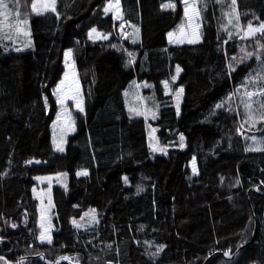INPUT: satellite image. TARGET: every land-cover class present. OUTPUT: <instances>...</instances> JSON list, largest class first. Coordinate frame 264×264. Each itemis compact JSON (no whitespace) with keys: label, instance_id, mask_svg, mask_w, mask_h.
<instances>
[{"label":"trees","instance_id":"16d2710c","mask_svg":"<svg viewBox=\"0 0 264 264\" xmlns=\"http://www.w3.org/2000/svg\"><path fill=\"white\" fill-rule=\"evenodd\" d=\"M164 1L122 0L124 26L139 27L131 37L105 12L108 0H55V11L41 14L31 9L34 0L18 7L4 0L10 28L23 25L16 24L18 10L33 41L22 48L0 32V264H53L66 254L77 264H264V122L249 130L244 107L264 103L262 95H245L264 88V79H253L264 76L257 44L264 36L240 39L235 14L226 15L229 0H198L203 40L171 45L168 32L184 7L182 0L174 8ZM236 13L243 30L249 21L261 23L264 0H237ZM91 27L109 38L90 40ZM67 48L85 111L59 152L53 89L65 72ZM177 64L183 67L180 114L164 84ZM136 81L148 85L158 107L160 144H172L166 152L153 153L145 118L128 107L126 90ZM193 157L198 173L191 176ZM32 159L43 163L29 165ZM81 168L89 174L77 176ZM65 171L68 187L52 188L55 229L48 243L39 238L34 188L38 175ZM91 205L100 224L73 227L71 219Z\"/></svg>","mask_w":264,"mask_h":264},{"label":"rangeland","instance_id":"374dc122","mask_svg":"<svg viewBox=\"0 0 264 264\" xmlns=\"http://www.w3.org/2000/svg\"><path fill=\"white\" fill-rule=\"evenodd\" d=\"M183 1V0H182ZM37 4V9H40L42 4H51L52 0H34ZM55 2V0H54ZM195 2L196 11L199 13L197 16L191 7L187 9V14L184 7V17L177 23L169 32H168V41L169 44H184L189 43L188 41H194L192 43L200 42L203 40V20L202 12L198 0H189V5H192ZM110 5H115V0H108L105 9L109 8ZM164 5H175L177 6V0H165ZM171 8V6H168ZM106 12V11H105ZM106 13H111L114 16V20L117 21L118 27L126 32V35L134 37L137 33L135 28L139 29L137 25L124 26L126 22L124 19H117V9L112 7ZM119 14L124 18V11L122 6V0L119 4ZM120 20V21H119ZM261 23H264L261 22ZM260 23L252 24L254 28H258ZM10 23L7 18H3L0 22V32L9 34L14 42L21 45L22 48L29 46L33 37L30 35V29L26 24L18 25L17 29H11ZM95 28L96 32H92V29ZM241 30V29H240ZM244 30H247L244 28ZM242 32V31H241ZM120 34V32H117ZM172 34L171 36L169 34ZM243 35V32L241 33ZM88 37L90 40H107L109 38V33L99 30L97 27H91L88 31ZM104 37H107L105 39ZM136 40V39H134ZM70 52V55H68ZM63 62L65 65V72L59 83L54 87V97L56 99V111L54 114L53 125V136H54V145L55 150L59 152H64L66 145L64 141L66 138L75 131V120L78 113H83L85 111V97L83 93V88L78 72V67L76 64L75 56L73 53V48L65 49ZM177 66L180 71L177 73ZM183 71V67L179 64L176 65L175 71L172 77L169 80L164 82L167 93L172 94V104L176 107L177 112L180 114L181 106L184 95V87L181 84H177V81L180 78V75ZM63 81V84H61ZM59 87V91L56 89ZM148 85L142 82H133L129 85L126 90L127 104L132 114L136 116H141L145 118L146 127L149 134V145L153 153L166 152L172 144H160L159 138L157 136V129L154 124V120L157 117L158 107L157 105L149 98L146 88ZM183 89L180 92V89ZM156 102V101H155ZM48 109L50 110V102L47 100ZM83 109L81 111L80 109ZM182 147L186 146V139L183 135ZM59 148H62L63 151H60ZM191 167V176L198 173V166L196 158L193 157L190 161ZM86 172L89 174L88 168H81L76 171L77 176H85L81 173ZM70 172H54L47 173L43 175H38V183L35 185L34 193L36 198L39 200V209H40V227L41 233L49 235L52 239V233L55 229L53 223V197H52V188L55 183L61 184L65 187H68V178ZM101 222V217L98 214V211L95 206L91 205L81 216L73 217L71 219V224L77 229H89L92 227L98 226ZM79 225V227L77 226ZM41 234L39 235L40 238ZM47 241V240H45ZM152 255L158 254L159 249L155 248L151 244ZM69 256H61L62 261L67 260ZM52 263V261H49ZM60 262V261H58ZM56 264V263H55Z\"/></svg>","mask_w":264,"mask_h":264},{"label":"snow or ice","instance_id":"6c2138e0","mask_svg":"<svg viewBox=\"0 0 264 264\" xmlns=\"http://www.w3.org/2000/svg\"><path fill=\"white\" fill-rule=\"evenodd\" d=\"M224 2H225V0H215V3H218V4H222ZM183 3L185 5L186 14H187V9L189 7H191L193 12L197 16L199 15V13L196 11L195 2H193L192 5H189V0H183ZM14 4L18 7L19 4H20V0H14ZM119 4H120V0H115V5H110L109 8L105 9V11L107 12L112 7H115L117 9V19H121L122 20L123 17L119 14ZM236 5H237V0H229L228 6H229V8L232 9V13H226V15L231 16V15L235 14V19H236L237 23L234 25V27L238 28V29H241V31L243 32V35H241L240 32L237 33V35L240 36V39H247L249 37H254L257 33H260L262 36H264V23H260L258 28H254L252 26V22L249 21L248 24H247V30H243L241 28V25L239 24V14L236 13ZM168 6H171L173 8L175 7V5H167L166 7H168ZM206 7H207V5L205 4L204 8L206 9ZM0 8L5 10L4 12H0V16H3L5 18V20H7V12H8V9H9V5L7 3H5L4 0H0ZM31 9L33 11H36V14H41L42 11L49 10V9L51 11H55V2H54V0H52L51 4H42L40 6V9H37V4L35 2H32L31 3ZM19 17H20V12L17 10L14 13V18L16 20V24H20V23L27 24V19L21 21V20H19ZM228 23L231 24L232 20L229 19ZM13 27H15V25H13ZM225 30H227V29H225ZM92 32H96V29L93 28ZM169 35L171 36L172 34L170 33ZM228 35H229V39H231L232 38V33L229 32ZM4 38L5 39H10L11 36L9 34L5 33ZM104 38L107 39V37H104ZM188 42L192 43L194 41L190 40ZM257 44H258V46L260 48L264 49V44H260L259 41H257ZM241 51L243 52L245 50L242 48ZM68 55H70V52H69ZM252 55H253V53H251V52L246 53V56L242 57L240 61H237V63L242 62L244 59L250 58ZM233 59L235 60V58H233ZM232 70L234 71L235 69H232ZM179 71H180V69L177 66V73H179ZM253 79H264V76L253 77ZM61 84H63V81H61ZM59 90L60 89L58 87L56 89V91L58 92ZM179 91L182 92L183 89L181 88ZM245 95L249 98V100L251 99V97H253L255 95L264 96V88H261L258 93L257 92H245ZM217 107H220V105H218ZM244 107H245V110H246V113H247V118L245 120V123L249 124V130L254 128L256 126V123L264 122V103H260L259 104V108L256 109V110L252 109V104L250 102H245ZM80 110L83 111L82 108ZM241 127H243V125H241ZM251 139L253 141H256V137L255 136L251 137ZM181 140H183V137H181ZM59 150L63 151L62 148H59ZM249 150H258V149H249ZM81 174L82 175H87L86 172L81 173ZM77 226L79 227V225H77ZM40 239L42 241L43 240H47L48 243H51V237L49 235H45L44 233H41Z\"/></svg>","mask_w":264,"mask_h":264},{"label":"water","instance_id":"95a60500","mask_svg":"<svg viewBox=\"0 0 264 264\" xmlns=\"http://www.w3.org/2000/svg\"><path fill=\"white\" fill-rule=\"evenodd\" d=\"M43 163L42 160H37V159H32L28 162L29 165H36V164H41Z\"/></svg>","mask_w":264,"mask_h":264},{"label":"bare ground","instance_id":"6f19581e","mask_svg":"<svg viewBox=\"0 0 264 264\" xmlns=\"http://www.w3.org/2000/svg\"><path fill=\"white\" fill-rule=\"evenodd\" d=\"M68 254H66L65 256H67ZM64 256V255H63ZM228 256H232V255H228ZM61 257V256H60ZM60 257H58L55 261H52L53 264L57 263L58 261H62L60 259ZM66 261V260H65Z\"/></svg>","mask_w":264,"mask_h":264}]
</instances>
